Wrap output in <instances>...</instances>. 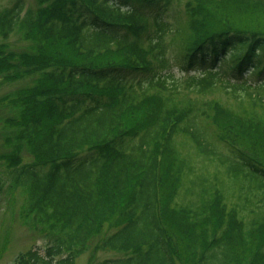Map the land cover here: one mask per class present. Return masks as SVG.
<instances>
[{"label": "trees", "instance_id": "trees-1", "mask_svg": "<svg viewBox=\"0 0 264 264\" xmlns=\"http://www.w3.org/2000/svg\"><path fill=\"white\" fill-rule=\"evenodd\" d=\"M0 37V76L29 80L7 98L4 177L47 240L15 264H76L101 235L115 256L90 264H264V0H12ZM213 137L251 173L248 218L211 187L181 199L206 180L186 148L224 161Z\"/></svg>", "mask_w": 264, "mask_h": 264}, {"label": "rangeland", "instance_id": "rangeland-1", "mask_svg": "<svg viewBox=\"0 0 264 264\" xmlns=\"http://www.w3.org/2000/svg\"><path fill=\"white\" fill-rule=\"evenodd\" d=\"M12 0H0V10L6 6H9ZM27 7H35L37 0H24ZM3 39L0 37V45ZM25 43L22 41L19 35H12L7 41V45L11 49L19 50ZM170 71L176 77L184 75L188 72L181 67V65L174 61L172 62ZM200 70L190 71V74L199 73ZM247 80H250L247 78ZM29 80L21 81H6L0 76V264H15L16 257L23 251L30 249V247H39L43 252L46 238L42 235L41 226L37 227L33 224L31 217H26L25 206L27 200V194L22 187H15L9 182L5 181V170L7 168L4 156L9 152L10 148L7 143V135L10 133V127L6 123V120L15 113V108L7 101L8 97H11L21 87L27 84ZM242 93L243 90L240 89ZM215 100L222 105L228 106L234 104V94L227 92L225 89L216 91L212 96ZM210 132V136L213 134ZM216 144V153L221 157L218 163L210 164L209 162L202 161V157L195 155L192 144L184 150L185 154H188V160L191 164L189 171L193 166L192 172H199L204 164L206 169L203 173L206 175V180L197 174H190L185 179V184L181 190V199L186 200L188 198L198 199L200 198L202 190L207 187H211V190L222 191L225 196V202L228 206L235 207L239 210V214L242 213L244 217L248 218L250 210H241L249 200L246 188L253 184L247 180L251 177L250 171L244 167L240 171V175H234L228 172V165H236L237 163L233 156L232 151L225 144H220L214 137L211 138ZM24 162L32 161V155L24 150L22 152ZM248 174V177L245 176ZM243 188V190H241ZM258 205L255 204L251 208L258 209ZM108 231V227H106ZM103 236H96L90 242L88 251L80 256L76 264H90L91 261H99L105 258L114 256L111 252H102L98 248V244L102 240Z\"/></svg>", "mask_w": 264, "mask_h": 264}]
</instances>
